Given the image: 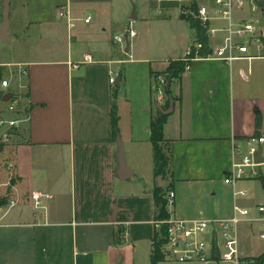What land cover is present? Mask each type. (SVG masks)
I'll list each match as a JSON object with an SVG mask.
<instances>
[{
  "label": "crops",
  "instance_id": "1",
  "mask_svg": "<svg viewBox=\"0 0 264 264\" xmlns=\"http://www.w3.org/2000/svg\"><path fill=\"white\" fill-rule=\"evenodd\" d=\"M254 2L257 11L246 7L236 15L264 25V0ZM26 7L24 31L10 34L25 55L0 61L3 75H13L3 100L7 94L19 97L9 120L28 118L9 136L12 127L0 126V264H153L160 231L151 142L154 75L172 61L185 62L187 48L198 40L196 29L178 4L167 1L28 0ZM60 8L69 10L73 27L59 17ZM128 28L126 52V43L115 37ZM223 37L219 32L209 46ZM251 51L256 57L230 63L194 60L171 82L175 105L164 134L173 160L161 185L175 192L170 216L231 217L236 201L253 212L264 201L258 179L238 183L250 190V198L236 199L225 182L235 149L245 151L248 139L264 135V51ZM86 54L94 61L84 63ZM19 65L28 71L22 80ZM112 71L121 76L116 91ZM118 136L125 166L117 155ZM35 193L44 195L45 210L34 209ZM11 200L18 203L10 207ZM254 229L258 233L245 223L239 232L250 237ZM241 249L246 257L264 252L253 256ZM195 263L202 264L165 256L157 262Z\"/></svg>",
  "mask_w": 264,
  "mask_h": 264
},
{
  "label": "built area",
  "instance_id": "2",
  "mask_svg": "<svg viewBox=\"0 0 264 264\" xmlns=\"http://www.w3.org/2000/svg\"><path fill=\"white\" fill-rule=\"evenodd\" d=\"M173 2L180 6V14L187 20L199 21L206 30L208 38L216 37L219 32L224 33L220 44L211 47L201 40L193 42L185 53L184 61L186 70L191 67V62L198 59H214L223 62H233L237 59L256 57L251 51L256 48L264 51V25L261 19L238 18L237 11H242L249 7L253 12L258 10L254 0H158ZM59 17L68 19L70 27L74 26L69 10L59 9ZM91 17L84 19L89 23ZM225 20L226 26L219 27L215 21ZM119 43H124L123 35L115 37ZM207 50L205 54L204 51ZM91 54H86L84 63L93 62ZM77 66V65H75ZM12 74L9 77L3 75L0 80V92L9 89L12 83ZM19 80L28 76V71L19 65ZM167 75L163 73L154 76L153 92L156 103L162 105L168 99L167 95ZM110 82L115 85L117 82L116 73L111 72ZM21 87H24L21 84ZM3 97V95H2ZM10 110L18 111L19 97L13 93L9 99ZM28 119V118H27ZM25 118L16 120L0 119V126L8 123L10 127L19 126ZM262 147L261 156L263 161L256 159V153ZM235 160L233 161L230 172L225 176V182L231 184L236 199L250 198L251 192L247 188H239L238 183L242 180L258 179L264 177V135L251 137L248 139L245 151L240 148L235 149ZM168 205H172L175 199V192L169 190L166 194ZM33 207L36 210H45L44 195L35 193L32 196ZM17 200H11L9 206L17 204ZM264 225V201L259 202L252 208L235 202L234 214L231 217L213 219H184L170 216L167 219L157 220L156 224L161 229L165 226L163 254L166 258L181 262L209 263L218 261L226 264H255L254 260L246 257L241 251L239 227L242 224ZM258 235L264 239V228L258 227ZM209 236L210 240H206ZM216 243L219 249L220 258H212V245Z\"/></svg>",
  "mask_w": 264,
  "mask_h": 264
},
{
  "label": "trees",
  "instance_id": "3",
  "mask_svg": "<svg viewBox=\"0 0 264 264\" xmlns=\"http://www.w3.org/2000/svg\"><path fill=\"white\" fill-rule=\"evenodd\" d=\"M190 24L192 28L196 29L197 37L199 40H201L203 43L208 45L209 38L206 35V30L202 26V24L199 21L196 20H190ZM204 53H207V50L204 51ZM186 67V62L183 61H172L168 68L166 69L163 74L167 75V78H174L179 77V75L184 72ZM4 74V67L0 66V80L2 79V76ZM154 76H157L155 74ZM171 80V82H172ZM117 90V89H116ZM115 90V91H116ZM168 99L166 100V109L170 106V100L169 95H172V91L166 90ZM154 95V102L155 107L157 109V113L153 116L152 122H151V142L153 144V150H154V164H155V176L160 177L162 176L163 179H165L168 175L170 166L172 164L173 160V151L171 148L170 140L165 138L164 134V127L167 122L168 115L163 114L157 107L156 104V98ZM0 97H2V94L0 92ZM112 121H113V134L114 137L118 134V116L116 113V105H113V112H112ZM168 145L167 147L165 145ZM2 144H0V149L2 148ZM258 180L261 183V186L264 190V177L258 178ZM167 189H165L162 186H157L154 191V198H155V205H156V218L157 220H163L170 217L169 211H168V201L166 198ZM164 233H165V226H163L159 234L157 236V240L155 243V252L152 258L153 264H157L158 261L164 259V254L162 251V246L164 244ZM256 264H263L264 263V252L256 258Z\"/></svg>",
  "mask_w": 264,
  "mask_h": 264
},
{
  "label": "rangeland",
  "instance_id": "4",
  "mask_svg": "<svg viewBox=\"0 0 264 264\" xmlns=\"http://www.w3.org/2000/svg\"><path fill=\"white\" fill-rule=\"evenodd\" d=\"M1 1L2 0H0V2ZM27 2H28V0H11V4H10V27H9L10 32L16 33L17 31L23 30L25 28V26H26L25 14H26ZM259 15L262 16V13L260 12ZM2 22H3V5L0 4V28H1ZM32 30H34V28H32ZM15 38H16V35L12 34L7 38V40L5 42L0 39V61L1 60L18 59V57H23L25 55L23 44L20 43L19 41H16ZM2 78H3V76H2ZM113 87H114V91H115L117 89V86L114 85ZM9 107H10V102L4 101L3 97H1L0 98V114L2 113L5 117L4 120H7V121H9V119L14 117L13 111L10 110ZM15 118L17 119V117H15ZM8 127H9V125H8V123H6L3 125L2 129L8 128ZM0 133H1V131H0ZM13 133H15V132H13V128H11L7 131L8 136L13 134ZM8 140L6 141V139H5V143H8L9 142ZM165 146L167 147L168 145H165ZM257 183H258L257 185L260 187L261 185H260L259 180L257 181ZM261 192H262V195H261L262 199H264V193H263V191H261ZM256 198L259 199L260 196H258ZM219 218H224V217H219ZM254 226L257 228L256 225H254ZM258 227L264 228V225H260ZM251 234L252 235H250V237H244L243 236L244 234L242 233V230H241L239 232L240 245L246 247V249L248 250L247 253L249 255L255 256V255H258L260 253V251H262L264 249V239L259 237V235H258V233H256L255 229H254V232H252ZM205 237H206V240H208V241L210 240L209 236H205ZM241 251L243 252L242 249H241ZM258 257H248V258L251 260H254V262L256 264L257 263L256 258H258ZM213 263L214 264H226V263H222V262L219 263L218 261H213V260L210 261V264H213ZM195 264H197V263H195ZM202 264H205V263H202Z\"/></svg>",
  "mask_w": 264,
  "mask_h": 264
},
{
  "label": "water",
  "instance_id": "5",
  "mask_svg": "<svg viewBox=\"0 0 264 264\" xmlns=\"http://www.w3.org/2000/svg\"><path fill=\"white\" fill-rule=\"evenodd\" d=\"M0 4L3 5V22L0 28V39L2 41H6L7 38L9 37V35L11 34L9 27H10V4H11V0H2L0 2ZM129 36H130V28H128L127 32L124 34V38H125V43H126V52L129 51V46H130V40H129ZM120 80H121V76L118 77L117 82H116V86L119 87L120 85ZM171 80L172 78H169L167 81V89L170 90L171 89ZM11 95L7 94L4 96V100L8 101L10 99ZM169 100H170V106L169 108H164L163 106H161L160 104H157L158 109L165 115H169L172 113L173 109H174V105H175V99L173 98L172 95H169ZM117 144H118V158H119V162L121 166H125V156H124V146L123 143L121 141L120 136L117 137ZM262 153V147L258 150V152L256 153V159L261 162L263 161V158L261 156ZM162 176L158 177V182L160 184V186L162 185ZM212 258L217 260L220 258V253H219V249L218 246L216 245V243L214 242L212 245Z\"/></svg>",
  "mask_w": 264,
  "mask_h": 264
}]
</instances>
